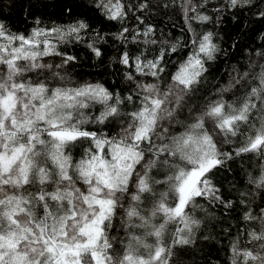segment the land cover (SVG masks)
I'll list each match as a JSON object with an SVG mask.
<instances>
[{
	"label": "snow or ice",
	"instance_id": "1",
	"mask_svg": "<svg viewBox=\"0 0 264 264\" xmlns=\"http://www.w3.org/2000/svg\"><path fill=\"white\" fill-rule=\"evenodd\" d=\"M250 3L228 0L227 6ZM95 7L110 21H123L130 9L123 0H96ZM36 25L14 33L0 23V264H170L176 246L195 242L199 200L233 207L214 184V171L247 153L264 159V64L234 68L213 98L196 104L206 64L221 51L212 32L197 34L170 73L167 57L176 45L150 60L122 52L119 63L135 69L125 76L132 88L122 96L98 82H74L67 72L78 57L59 45L83 42L88 22ZM153 31L147 26L142 35ZM87 47L102 56L100 47ZM257 56L264 60V51ZM228 93L234 99H225ZM125 102L135 110L122 111ZM95 104L102 110L93 116L86 110ZM106 124L111 132L92 127ZM78 144L87 146L74 161L71 148ZM249 182L264 189V171ZM146 202L151 206L142 207ZM120 212L126 243L109 235ZM243 219L259 222V230L245 229L259 245L241 247L237 236L229 264H264V208L259 216L245 211Z\"/></svg>",
	"mask_w": 264,
	"mask_h": 264
},
{
	"label": "trees",
	"instance_id": "2",
	"mask_svg": "<svg viewBox=\"0 0 264 264\" xmlns=\"http://www.w3.org/2000/svg\"><path fill=\"white\" fill-rule=\"evenodd\" d=\"M130 6L127 17L123 21H110L103 17L96 7V0H0V23L14 33H28L36 27L39 20L42 25H67L73 20L82 19L89 23L91 30L80 43L60 44L61 50L77 56V61L67 68L71 79L76 82L101 83L110 91L118 92L122 96L129 94L132 88L130 81L125 79L129 71L135 69L119 63L122 52L127 51L131 58L141 56L142 59H153L159 54L161 47L177 46V52L167 57V73L174 71L173 64L186 56L191 49V41L197 34L212 32L214 42L221 49L214 61L206 66L209 72L205 79L197 86L194 103L204 104L206 99L213 98L218 88L226 85L233 69L246 70L250 62L264 64L257 56V52L264 51V18L260 13L264 11V0H251L250 4L238 8L227 6L228 0H123ZM147 3V9H140L141 3ZM193 7L195 12H187L186 8ZM207 15L209 21H189V16ZM139 18V19H137ZM147 26L153 28V33L145 37L142 35ZM123 28H128L126 39H120L117 34ZM194 30V31H193ZM97 33L99 37L97 38ZM135 37V39H133ZM156 40L155 44L149 43ZM93 43L100 47L101 57H96L87 47ZM187 44V47L184 45ZM235 45V47H233ZM45 61L59 63V57H45ZM131 63V60H130ZM259 72V68L255 69ZM136 75H139L138 73ZM242 96L243 92L236 94ZM225 99H234L228 93ZM102 105L95 104L86 110L93 116L99 115ZM135 110L133 104L125 102L122 111ZM95 129L111 132L112 125H93ZM85 144H78L71 148L73 160H78ZM238 146V142L237 145ZM227 150V149H226ZM264 171V159L253 153L229 161L224 168L214 171L212 179L220 189L225 200L233 202V207L226 209L218 203H208L199 200L202 208L195 213L201 219V227L195 232V242L187 246H176L170 258V264H229L230 245L239 236L241 247L258 248L259 242L249 241L245 229L259 230L258 221H245L243 214L251 210L253 215L259 216L264 208V189L250 183V177L257 179ZM157 179H162L158 175ZM158 191L163 187L157 186ZM244 201L241 203V201ZM125 202V209L128 203ZM146 202L142 207L148 208ZM120 212L113 221L115 228L110 236L127 242V228L122 227ZM175 225H169V232ZM141 234L139 230H133ZM117 247H120L119 245Z\"/></svg>",
	"mask_w": 264,
	"mask_h": 264
}]
</instances>
